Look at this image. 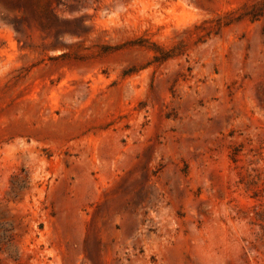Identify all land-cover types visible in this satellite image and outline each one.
I'll return each mask as SVG.
<instances>
[{
  "label": "rangeland",
  "instance_id": "obj_1",
  "mask_svg": "<svg viewBox=\"0 0 264 264\" xmlns=\"http://www.w3.org/2000/svg\"><path fill=\"white\" fill-rule=\"evenodd\" d=\"M0 264H264V0H0Z\"/></svg>",
  "mask_w": 264,
  "mask_h": 264
},
{
  "label": "trees",
  "instance_id": "obj_2",
  "mask_svg": "<svg viewBox=\"0 0 264 264\" xmlns=\"http://www.w3.org/2000/svg\"><path fill=\"white\" fill-rule=\"evenodd\" d=\"M251 20H258L261 17L260 13H250L249 15H247Z\"/></svg>",
  "mask_w": 264,
  "mask_h": 264
}]
</instances>
